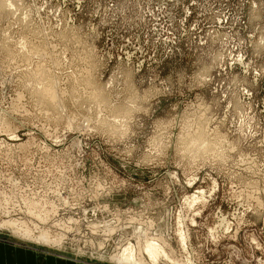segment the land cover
Returning <instances> with one entry per match:
<instances>
[{
  "label": "rangeland",
  "instance_id": "obj_1",
  "mask_svg": "<svg viewBox=\"0 0 264 264\" xmlns=\"http://www.w3.org/2000/svg\"><path fill=\"white\" fill-rule=\"evenodd\" d=\"M0 242L264 264V0H0Z\"/></svg>",
  "mask_w": 264,
  "mask_h": 264
},
{
  "label": "crops",
  "instance_id": "obj_2",
  "mask_svg": "<svg viewBox=\"0 0 264 264\" xmlns=\"http://www.w3.org/2000/svg\"><path fill=\"white\" fill-rule=\"evenodd\" d=\"M37 253L23 252L0 242V264H45Z\"/></svg>",
  "mask_w": 264,
  "mask_h": 264
},
{
  "label": "bare ground",
  "instance_id": "obj_3",
  "mask_svg": "<svg viewBox=\"0 0 264 264\" xmlns=\"http://www.w3.org/2000/svg\"><path fill=\"white\" fill-rule=\"evenodd\" d=\"M41 237H44L46 239L45 235H43ZM38 238H40V237H38ZM154 245H152V243L146 245V252L151 259H155L157 254H158V250L156 249V246H154ZM124 251H126V250H124ZM120 261H122V263H124V264H147L145 261H143L140 258L139 259L134 258L133 254L131 252H127V251L125 254L123 253L121 255V257H119V262Z\"/></svg>",
  "mask_w": 264,
  "mask_h": 264
}]
</instances>
